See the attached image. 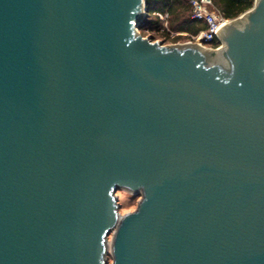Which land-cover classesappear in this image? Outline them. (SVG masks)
I'll use <instances>...</instances> for the list:
<instances>
[{
	"label": "water",
	"instance_id": "obj_1",
	"mask_svg": "<svg viewBox=\"0 0 264 264\" xmlns=\"http://www.w3.org/2000/svg\"><path fill=\"white\" fill-rule=\"evenodd\" d=\"M146 15L0 0V264H264V0L217 48Z\"/></svg>",
	"mask_w": 264,
	"mask_h": 264
},
{
	"label": "trees",
	"instance_id": "obj_2",
	"mask_svg": "<svg viewBox=\"0 0 264 264\" xmlns=\"http://www.w3.org/2000/svg\"><path fill=\"white\" fill-rule=\"evenodd\" d=\"M190 0H146L147 15L142 23L143 31H151L160 34L162 42H170L181 39L183 36L171 37L170 33L176 35L184 34L186 38L195 36L205 30L206 25L190 18ZM254 0H212L213 7L217 9L226 20L235 19L237 16L250 10ZM157 13H167L168 31L164 29L162 21L156 16ZM163 30V33L161 32ZM219 41L213 42L210 47H219Z\"/></svg>",
	"mask_w": 264,
	"mask_h": 264
},
{
	"label": "built area",
	"instance_id": "obj_3",
	"mask_svg": "<svg viewBox=\"0 0 264 264\" xmlns=\"http://www.w3.org/2000/svg\"><path fill=\"white\" fill-rule=\"evenodd\" d=\"M189 4L191 10L190 18L206 25L205 30L195 36H190V41L203 47H210L213 42L218 41L216 34L228 20L224 19L223 15L213 7L212 0H190ZM156 16L159 17L163 26L169 32L167 26L168 14L157 13ZM169 33L173 38L175 33Z\"/></svg>",
	"mask_w": 264,
	"mask_h": 264
},
{
	"label": "rangeland",
	"instance_id": "obj_4",
	"mask_svg": "<svg viewBox=\"0 0 264 264\" xmlns=\"http://www.w3.org/2000/svg\"><path fill=\"white\" fill-rule=\"evenodd\" d=\"M164 29H166V27L164 26ZM167 31V29H166ZM163 33V30L161 31ZM141 33V32H140ZM141 36L143 37H148L152 40V42H162V37L160 34H157V33H154V32H151V31H143ZM175 36H183L181 37V39H177V40H174L173 41H170V42H162L163 45H166L167 47H178L183 45V44H187L189 42H191L192 44L190 45H194L195 43L190 41V38H186L184 34H181V35H174ZM173 37V38H174ZM207 47V46H206ZM207 48H211V47H207ZM116 197L118 199V203L120 205V208H119V213L121 215L123 214H126V213H131L132 211H134L137 207V203L138 201L140 200L139 197H132V194H128L127 192L123 191V190H120L116 193ZM108 262H110V256H108Z\"/></svg>",
	"mask_w": 264,
	"mask_h": 264
}]
</instances>
